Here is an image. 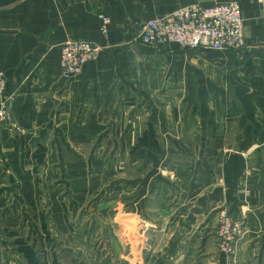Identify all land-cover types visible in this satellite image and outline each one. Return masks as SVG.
I'll use <instances>...</instances> for the list:
<instances>
[{
    "label": "crops",
    "instance_id": "0c3cea01",
    "mask_svg": "<svg viewBox=\"0 0 264 264\" xmlns=\"http://www.w3.org/2000/svg\"><path fill=\"white\" fill-rule=\"evenodd\" d=\"M232 1L244 21L239 52L136 40L150 20ZM99 14L111 20L106 36ZM67 41L101 50L65 81ZM0 73L15 126L0 130V248L11 264H29L17 243L38 264L35 241L51 264L59 255L76 264H264L260 0H0ZM220 211L244 218L232 257L217 249ZM91 217L115 228L96 229Z\"/></svg>",
    "mask_w": 264,
    "mask_h": 264
},
{
    "label": "built area",
    "instance_id": "2783aa9c",
    "mask_svg": "<svg viewBox=\"0 0 264 264\" xmlns=\"http://www.w3.org/2000/svg\"><path fill=\"white\" fill-rule=\"evenodd\" d=\"M260 2L264 18V0ZM97 18L100 34L106 36L111 20L105 14H99ZM243 25L237 2L215 3L209 7L193 5L146 22L136 40L147 47L171 45L192 52H239L246 47ZM100 50L99 46L89 42H65L60 48L59 57L63 80L78 76L85 64L95 58ZM10 101L5 97V80L0 73V130L15 128ZM217 220V249L232 257L246 235L243 215L233 220L225 211H220Z\"/></svg>",
    "mask_w": 264,
    "mask_h": 264
},
{
    "label": "rangeland",
    "instance_id": "374dc122",
    "mask_svg": "<svg viewBox=\"0 0 264 264\" xmlns=\"http://www.w3.org/2000/svg\"><path fill=\"white\" fill-rule=\"evenodd\" d=\"M44 203H45V206H46V201H44ZM45 209H47L46 207H45ZM91 214H92V212H91ZM95 218V217H94ZM93 217H91V219H93V222H96V226H97V228L96 229H99V225H100V223L99 222H101L102 223V225H101V228H104V229H106L107 231H108V233L110 232V233H112V231H113V228H115V225L113 224V221H111L110 219H108V218H106V220L105 219H100V220H98V218H96V219H94ZM90 228H92L93 230H95V226L91 223L90 224ZM41 229H40V226L37 224V232L39 233V237L40 238H42V240H43V236H42V234H44L43 232H41L40 231ZM50 230V233L52 232V228L48 225V231ZM121 230H123L122 229V227H121ZM122 232H124V230L122 231ZM53 233V232H52ZM107 233V235H105L106 237H105V241L106 242H109V240L111 239L110 238V236H109V234ZM34 237H35V235H34ZM98 237L99 236H96L95 237V239H94V241H93V243H95L97 246H99L100 248H102L103 246H104V243L102 244V242H101V239H100V241H99V239H98ZM34 241H35V238H34ZM8 242H12V240L10 239ZM15 242H16V240H15ZM23 244V243H22ZM22 244H19V243H17V245H21V249H24V248H27V249H29L30 250V248L29 247H27V246H23ZM35 245H36V247L38 248L37 249V263L38 264H51V255H50V253L48 252V251H45L44 249H43V247H41V246H39L37 243H36V241H35ZM44 245V244H43ZM42 248V249H41ZM5 252H7V253H5ZM10 252L11 251H5V250H2L1 248H0V262H3V260L4 261H6V262H8L9 264H11L12 262H13V259L12 258H10L11 257V254H10ZM72 254V253H71ZM23 255V254H22ZM23 257H24V255H23ZM72 257H74V258H76V254L75 255H72ZM80 257V256H79ZM25 258V257H24ZM26 258L28 259L29 258V256H26ZM25 258V259H26ZM81 258V257H80ZM59 259H60V264H76L77 263V260L75 259H71V256L69 255V257H64V258H61V256L59 255ZM81 260V259H80ZM28 260H26V262H27ZM1 264H3V263H1Z\"/></svg>",
    "mask_w": 264,
    "mask_h": 264
},
{
    "label": "trees",
    "instance_id": "16d2710c",
    "mask_svg": "<svg viewBox=\"0 0 264 264\" xmlns=\"http://www.w3.org/2000/svg\"><path fill=\"white\" fill-rule=\"evenodd\" d=\"M23 246H25V245H23ZM21 251H22V254L24 255L25 258H26V256H29V258L28 259L26 258V259L28 260L29 264H32V258H33L32 251L27 249V248L21 249Z\"/></svg>",
    "mask_w": 264,
    "mask_h": 264
}]
</instances>
